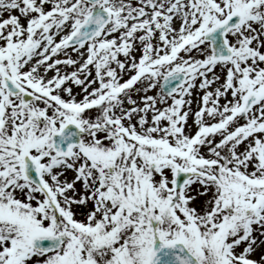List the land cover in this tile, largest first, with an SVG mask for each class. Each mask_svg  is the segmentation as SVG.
<instances>
[{
    "label": "snow or ice",
    "instance_id": "obj_1",
    "mask_svg": "<svg viewBox=\"0 0 264 264\" xmlns=\"http://www.w3.org/2000/svg\"><path fill=\"white\" fill-rule=\"evenodd\" d=\"M0 264H264V0H0Z\"/></svg>",
    "mask_w": 264,
    "mask_h": 264
},
{
    "label": "rangeland",
    "instance_id": "obj_2",
    "mask_svg": "<svg viewBox=\"0 0 264 264\" xmlns=\"http://www.w3.org/2000/svg\"><path fill=\"white\" fill-rule=\"evenodd\" d=\"M5 15H7V13Z\"/></svg>",
    "mask_w": 264,
    "mask_h": 264
},
{
    "label": "bare ground",
    "instance_id": "obj_3",
    "mask_svg": "<svg viewBox=\"0 0 264 264\" xmlns=\"http://www.w3.org/2000/svg\"><path fill=\"white\" fill-rule=\"evenodd\" d=\"M5 14H6V13H5ZM5 14H4V15H5Z\"/></svg>",
    "mask_w": 264,
    "mask_h": 264
}]
</instances>
